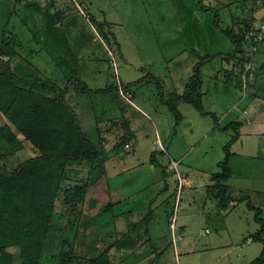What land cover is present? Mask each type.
I'll list each match as a JSON object with an SVG mask.
<instances>
[{
    "label": "rangeland",
    "instance_id": "obj_1",
    "mask_svg": "<svg viewBox=\"0 0 264 264\" xmlns=\"http://www.w3.org/2000/svg\"><path fill=\"white\" fill-rule=\"evenodd\" d=\"M177 1L93 0L90 10L86 0H47L44 14L39 0H16L10 16L0 10V75L7 76L0 79V169L13 172L21 164L42 156L6 113L14 87L49 100L44 104L60 113L57 118L63 114L57 108L63 95L77 113L80 129L99 152L94 162L66 166L39 264H251L260 258L264 241H247L261 229L256 222L257 213L249 205L255 209L264 207V128L247 125L254 113L244 115L243 111L253 108L252 98L256 100L264 92V50L258 61L256 57L257 67L251 71L247 84L248 89L253 86L259 93L246 98L244 91L248 89H242L239 70L244 69L240 64L247 62V53L237 55L240 57L234 65L235 76L228 74L232 73L230 69L223 71L231 64L224 62L221 54L234 55L235 45L222 31L227 29L225 25L216 23L217 8L202 9L198 0ZM111 23L112 33L105 32L103 28ZM174 25L185 31L159 37L162 31L158 28L169 26L172 33ZM112 34L121 39L124 57ZM167 58L173 62L167 63L165 74ZM16 61L19 68L14 70ZM201 61L206 62L200 65L202 103L216 121L181 102L178 110L184 120L177 126L167 102L184 95L194 66ZM150 73L161 79L155 80ZM226 78H230L228 83ZM72 80L85 81L88 88L95 90L118 86L120 91L117 96L108 97L80 94L69 85ZM128 89L133 99L128 96ZM116 107L120 111L123 108L124 118L119 117ZM84 109L91 120L86 119ZM16 110L12 107L14 118ZM257 110L264 116V107ZM238 116L244 125L237 133L221 129L237 122ZM92 119L97 126L103 125L95 128ZM64 123L67 125L60 131L66 129L64 137L73 139V126L66 115ZM12 134L18 143H12ZM236 135L239 138L232 143ZM132 136L136 147L125 150ZM154 149L165 153V157L158 154L164 167L151 162ZM170 157L182 161L178 164L179 173L191 182L184 190L183 203L194 206L184 223L183 240L177 244L171 241L175 233L168 220L176 194L171 188L163 196L165 181L169 177L178 179L169 168ZM224 161H228L231 177L222 185L229 188L230 197L242 201L226 216L220 200L212 198L217 191L211 187L212 177L222 172L219 164ZM129 168L134 170L127 178ZM137 169L142 178L145 175L144 183L151 184L138 195L128 192L134 198L112 208V212L130 213L123 218L131 222V230L118 233L115 217L108 215V210L114 203L132 197L127 190L140 178L132 174ZM93 178L96 182L92 185ZM74 187H86L87 193L78 204L66 206L65 191ZM30 206L33 207L32 199L6 206L8 223L17 225L22 219L19 211L26 212ZM37 206L45 210L44 202ZM261 216L264 219V213ZM177 217V224L181 225V212ZM8 251L13 254V264H22L19 246Z\"/></svg>",
    "mask_w": 264,
    "mask_h": 264
},
{
    "label": "trees",
    "instance_id": "obj_2",
    "mask_svg": "<svg viewBox=\"0 0 264 264\" xmlns=\"http://www.w3.org/2000/svg\"><path fill=\"white\" fill-rule=\"evenodd\" d=\"M201 8L203 0H198ZM218 19L216 20V23ZM218 27V24H216ZM222 30V29H220ZM224 34L234 43V55L223 56V59L230 60L242 53L241 43L242 39L235 36L232 31H224ZM200 62L194 67V75L186 85V91L183 96L178 97L175 101L167 102L171 112L176 118L177 126L182 122L183 117L178 110V105L181 102L191 104L199 113L204 116H212L215 121L216 117L212 113H207L204 109L202 99V75ZM6 79V75H0V79ZM156 80V79H155ZM70 86H74L77 93L92 95V96H117L119 94V87H109L105 89L93 90L88 88L84 83L70 81ZM14 86V85H10ZM0 83V90H1ZM25 88V87H24ZM129 88V86H127ZM13 100H11L6 113L9 118L14 121L15 126L19 132L28 140L33 147L42 153L38 159L31 160L27 163L21 164L13 172H8L0 169V264L5 262L14 263L13 254L8 251V248L19 246L20 258L22 264H39L41 259V252L43 242L48 234L51 217L55 208V201L61 191V184L64 181V171L68 164H81L83 162H94L99 152L95 145L87 138V136L80 129L79 121L75 111L64 100V96L58 100V109H61L63 114L61 118H57V110L51 107L52 105L44 104L45 102L37 93L28 92L25 89L14 87ZM21 98H25L21 100ZM12 107L17 108V118L12 117ZM50 107V108H48ZM61 112V113H62ZM58 113V114H57ZM65 115L70 119L73 126V139L64 137L67 134L66 129L60 128L66 126L64 123ZM18 119H21L19 122ZM241 123L235 122L228 125L223 131L236 130V133L241 128ZM59 128V129H58ZM12 143L16 142V135H11ZM239 135L232 139V143L236 142ZM11 143V141H9ZM228 151V147H226ZM222 169L220 174L212 177L215 182L213 190L217 191L216 197L220 200V206L227 208L232 202L240 203L241 200H236L228 195V189L222 185L231 176V170L228 166V161L219 164ZM88 180V187H89ZM96 179H92V185L95 184ZM224 189V191H222ZM87 193V188L74 187L65 191L64 204L72 206L81 202ZM32 199L33 207H29L28 211L19 212V223L12 224L7 221L6 206L25 202V200ZM43 199V200H42ZM44 202L45 210L39 209V202ZM35 207V208H34ZM249 209L256 211V222L261 225L257 237L264 233V222L260 218L261 209H255L249 205ZM47 211V212H45ZM20 217V218H21ZM95 263L97 260L94 261ZM92 264V262H91ZM252 264H264V250L260 258L256 259Z\"/></svg>",
    "mask_w": 264,
    "mask_h": 264
},
{
    "label": "crops",
    "instance_id": "obj_3",
    "mask_svg": "<svg viewBox=\"0 0 264 264\" xmlns=\"http://www.w3.org/2000/svg\"><path fill=\"white\" fill-rule=\"evenodd\" d=\"M9 1H11V2L9 3ZM15 1L16 0H0V10L2 9L4 11L8 12L7 14L10 16V13L14 9ZM39 1H40L39 2V5H40L39 7L42 10H44L43 13L45 14L47 0H39ZM86 1L88 2L89 8L91 10V8L94 7L93 0H86ZM178 1H181V0H178ZM95 4H97V3H95ZM203 6L205 8H211V9L217 8L218 11H216V14H217L219 23H222L223 25H225V27L227 28L225 31H229V32L232 31V33L234 35L236 33V29H238L241 26H245L247 24H250V23H255V20H258V18L261 15V13H260L259 0H203ZM91 16H92L91 18L94 20L95 19L94 15L92 14ZM7 22L9 24L11 22L10 19L7 20ZM104 23L110 24L107 21H105ZM111 24H112V26H105L103 28V30L105 32L112 33V29L114 28L113 27L114 24L113 23H111ZM92 27L95 29V31H97L95 26L92 25ZM174 27H176V26L174 25L173 28ZM158 29H159V31H160V29L162 31L159 34V37L161 39H164L167 35H171V34L177 36V33H183L185 31L184 27H182V26H177V28H174L172 30V33L170 32V27L169 26L167 28L161 27V28H158ZM165 31H168L169 34H165L164 33ZM112 38H114L116 40V42L119 41V45H118L119 48L118 49L120 50V55L124 57L125 54H124V51H123V48H122V45H121V39L119 37H117V36H113V34H112ZM263 50H264V46L262 47L261 51L257 55H255V56H249L248 54H246L245 56L248 57L247 58V62H245V63H244V61L241 62L240 66H241V68H242V66H244V69L242 68L241 70H239L240 73H241V75H239V76H240V79L242 80V82L244 83V85H242V89L243 90H247L248 89L247 84L249 82L248 80H250V78H251L250 77L251 76V71L255 72L256 67H257L256 57H257V61H258V57L260 56V54L262 53ZM243 52H245V51L242 50V53H240V54H243ZM223 55L224 54H221V59L224 62H227V64H231V66H228V68H223V71L225 72V71H228L230 69L232 73H228V74L235 76L236 75V72H235L234 65L236 63H239L237 59L240 56L233 57L232 59L227 60V59H223ZM228 55H230V54H228ZM116 62L117 61L115 60V63ZM170 62H173V61L172 60H169V58H167V62H166V64H164V73L165 74L168 71V68L166 67V65H167V63H170ZM117 65L119 66V64H117ZM17 68H19L18 61H16V62L13 63V69L16 70ZM162 70H163V67L161 68L160 71H162ZM28 74H30V73H28ZM150 74L156 80H160L161 79L158 74L157 75H155L153 73H150ZM219 75H220V73H219ZM224 81H227V83H228L230 81V78L229 79L226 78ZM84 83H86V82L84 81ZM123 87L126 89V86L125 85H123ZM249 87H250V84H249ZM252 87H250L247 92L244 91L245 92L244 94H246V98L249 95L252 98L253 95L257 94L256 92H258V91L255 88H252ZM93 90H95V89H93ZM127 91L131 94V90L130 89H128ZM106 97H108V96H106ZM131 97L133 99L132 94H131ZM179 97H181V96H179ZM203 98H204V96H203ZM202 101H203V99H202ZM252 101H254V103H253L254 105L252 104L253 108L251 106L250 107H247V109H244L243 114L244 115H247V114H249V112L254 113V118L251 119V120L250 119H247V122L246 123H247V125L248 124H250V125H252V124L259 125L263 129L264 128V116H262V114L259 113L257 109H259V107H264V92L259 93V95H257L256 100H254V97H253L252 98ZM245 102H248V101L245 100ZM183 103H185V102H183ZM116 108H117V114H119V117L120 118H124L123 117V115H124L123 108L121 109V111L119 110V107H116ZM178 108H179V106H178ZM250 108H251V111H249ZM87 109H89V108L87 107ZM91 111H92V109H91ZM86 112L87 111L85 110V117H86V119L88 117V119L91 120V116L88 115ZM77 118H79L78 115H77ZM239 118H240V116L237 117V122L241 123V125L243 126L244 123L242 121H240ZM107 120L108 119L105 118V121H107ZM183 120H182V122H183ZM91 122H94V127L95 128H98L99 126L103 125V124H98L99 126H97V123L95 121H93V119H92ZM217 128H218V126H217ZM221 129H224V128H221ZM252 133H257V132H252ZM262 134H264V133H262ZM129 143L132 144V147L129 150H132L133 148L136 147V143L133 140V136H132V139H131V141ZM153 145H157V143L156 142H153ZM162 148H163L162 150H164V152L167 153V149H164V146ZM31 151L33 152L32 149H31ZM165 153H161V152L159 153L157 151V149H154V153L151 155V162H153V163L154 162H158L159 165H161L162 167H164L162 165L161 161H160V156L158 154L162 155V157L163 156L165 157ZM33 154H35V152H33ZM171 161H174V162H176L178 164H181V162H182L181 160H175V158H173V157H170V162ZM134 168H131V169L129 168V170L127 171V174L128 175L126 174L127 178L131 175V171H133ZM154 168L156 169L155 166H154ZM178 168H179V166H178ZM134 172L132 174H135V175L140 176L139 173L141 172V170L137 169L136 170V173H134ZM110 175H112V172H110ZM126 176L123 177V180H125ZM144 177H145V175H143V178H142V175H141L140 178L138 180H136L137 182L133 186L129 187V189L127 190V194H128V192H132V193H134V195H138L141 192H144L145 190L147 191L151 183L148 184V183H146V181L144 183V180H145ZM177 178L178 179H176L174 177H169L168 178V181H165L164 188H163L165 190L163 192V196H166L170 192V189L171 188H172V194L173 193L176 194V201H175V204H174V209H173V212L169 215V218H168L169 223H170V229L175 233V236L173 238H171L172 239L171 241H172L173 244H177L178 242H181L183 240V238L181 236H183L182 234H185V232H186V226L184 225V223H186L185 220L187 218H189V216H190L189 212H191V210L194 207L192 203H189V202L183 203V198H182L186 186L187 185H190L191 182L188 181L187 178L182 177L181 173H179V175H177ZM180 178L185 181V183H184L183 186H181ZM148 181L151 182L150 180H148ZM214 184H215V182L212 181V185H211L212 189L214 188ZM227 189H229V188H227ZM209 191H210V189L208 190V192ZM136 193H138V194H136ZM128 195H130V194H128ZM228 195H229V190H228ZM129 197H131L129 200H123V201H121L119 203H114L113 206H111L109 208V210H108V215L111 214V215H114V217H115V221H116V226H117L118 233H122L123 231H125L124 233H126V232H129L131 230V229H129V226H128L131 222L129 220L123 218L125 216L127 217V215H130V213L128 214V213H126V212H124L122 210H120L118 212H112V208L114 210V208L117 207V206L118 207H121L123 205V203H128V202H130L134 198L133 194L130 195ZM212 198L219 201V199L214 194H213ZM169 199L170 198H165L164 200H169ZM181 204L184 205L182 208H181ZM237 205H238V203L232 202L231 204H229L227 206V208L221 207L222 208V211H223V215L226 216L228 214V212L230 211V209L231 208H234L235 209V207ZM169 206H170V204H169ZM262 209H261V215H263V213H264V207ZM151 211L153 212V210H151ZM179 212H181V214H182V222H181L182 224L181 225H178L177 224V222H178L177 215H178ZM171 216H175L174 228L171 227V224H172V222L170 221V217ZM260 218L264 222V219L262 218V216H260ZM211 220H213V219L211 218ZM220 229L222 231L225 229V227H224L223 224H222V227ZM208 232H210V231L209 230H206V233H208ZM257 233L255 234V236L253 238H248V241H247L248 244H250L254 240L264 241L263 238H262V236L264 235V233L260 237H257ZM202 234L205 235V232H202ZM154 239H160V238L159 237H154Z\"/></svg>",
    "mask_w": 264,
    "mask_h": 264
},
{
    "label": "built area",
    "instance_id": "obj_4",
    "mask_svg": "<svg viewBox=\"0 0 264 264\" xmlns=\"http://www.w3.org/2000/svg\"><path fill=\"white\" fill-rule=\"evenodd\" d=\"M259 5L261 15L258 20H255V23H250L239 27L235 33V36H238L242 39L241 49L249 56L257 55L264 46V0H259ZM127 94L129 97H131L129 92H127ZM131 147L132 144L125 145L126 150L131 149ZM178 166V163L171 161L169 168L179 175ZM180 181L181 186H183L185 181L181 178ZM170 221L172 222L171 227L174 228L175 216H171Z\"/></svg>",
    "mask_w": 264,
    "mask_h": 264
}]
</instances>
